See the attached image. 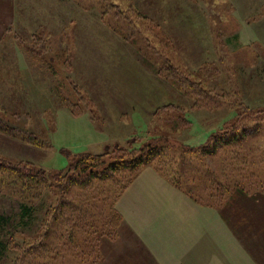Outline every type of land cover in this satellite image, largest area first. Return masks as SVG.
<instances>
[{"label":"rangeland","instance_id":"1","mask_svg":"<svg viewBox=\"0 0 264 264\" xmlns=\"http://www.w3.org/2000/svg\"><path fill=\"white\" fill-rule=\"evenodd\" d=\"M0 121L16 132H0V167L16 171L0 172L12 218L0 264H154L120 200L126 175L81 186L53 174L79 153L159 140L172 155L235 128L239 143L195 154L205 168L181 174L264 264V0H0ZM163 213L172 227L194 219L175 201ZM225 230L230 263L250 264Z\"/></svg>","mask_w":264,"mask_h":264},{"label":"crops","instance_id":"2","mask_svg":"<svg viewBox=\"0 0 264 264\" xmlns=\"http://www.w3.org/2000/svg\"><path fill=\"white\" fill-rule=\"evenodd\" d=\"M128 199L132 202L133 219L139 220L138 226L133 220L134 236L154 264H232L220 244L223 235L230 239L226 227L250 264H258L224 222L220 211L190 200L152 167L147 166L135 177L120 200L124 203ZM172 201L188 207L194 219L172 227L169 219L165 220L167 214L163 213L164 205ZM121 211L126 216V209ZM155 223L159 226L153 230Z\"/></svg>","mask_w":264,"mask_h":264},{"label":"trees","instance_id":"3","mask_svg":"<svg viewBox=\"0 0 264 264\" xmlns=\"http://www.w3.org/2000/svg\"><path fill=\"white\" fill-rule=\"evenodd\" d=\"M168 107L165 106L163 108L166 109ZM241 131H244V129H242ZM0 132L6 133L8 135L16 133L9 124L2 123L1 121ZM237 133H239L238 128L225 132L221 137H217L219 135H216V132L215 134L209 136H212V139L207 144V141H205V143L199 145L198 147L192 148L189 146L186 147L181 145L180 147L176 148L173 146L171 152L172 155L165 154L167 148L164 147L163 143L159 142V140L153 142V144L150 143L146 145V147H141L140 149L131 152L124 147L117 146L115 148L117 150V154H113V156L111 155L110 157L107 156L109 153L107 151L99 155H91L90 152L87 151L84 153L76 154L75 156H71V158H69L68 160V165L63 170H58L59 172L53 175H61L64 180L66 179L68 181L69 185H71L72 183L76 185L78 183L81 186H88L89 184V186H91L92 184H94L92 183L93 181H107V183L117 182V178L124 177L126 175L128 180L124 183V186L122 188L123 190L124 187L130 185L135 180V177L142 170L147 168V166H150L158 173V175L163 177L174 188L184 193L190 200L198 203L201 206H208L218 210V207L214 206L215 202L212 199V193L209 192L206 194L202 191L201 195V187L197 183V180H195L196 182L193 186L188 184L182 177L181 169L182 167L183 169L187 167L188 171L190 173L192 172L191 175H193L195 172H199V167L205 168V164L204 162L200 161L197 156L194 155H214L215 153H217V148H222L223 145H225L224 147H227L228 144L239 143L241 137L245 132H242L240 135H238ZM184 154L187 156H185ZM165 156H171L170 160L165 161ZM0 172L4 174L6 172L8 174H13L16 171L13 167L5 165V167H0ZM25 177L27 178L28 182L30 180V182L33 184H37V182H40L42 180H38L37 178L39 176H34L33 173H30ZM217 184L218 183L216 181V187ZM116 197L117 196H115L113 199H115ZM20 206L21 209L19 217L29 218L32 211V206H29L27 204H21ZM112 215L113 219L111 220L114 221L116 219L114 223L119 222L122 218V216L116 211H112ZM222 219L228 224V226H230L229 222H227L226 219H224L223 217ZM11 221L12 218L5 215H0V228L8 226ZM18 224L19 226H21L25 223L20 221V223ZM4 249L5 247L3 243L0 242V257L3 256Z\"/></svg>","mask_w":264,"mask_h":264}]
</instances>
